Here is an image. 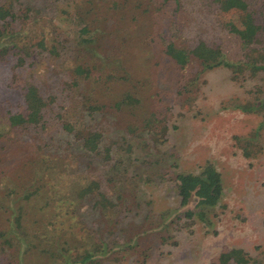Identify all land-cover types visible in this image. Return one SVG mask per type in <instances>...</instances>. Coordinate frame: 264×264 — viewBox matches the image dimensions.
I'll list each match as a JSON object with an SVG mask.
<instances>
[{
	"label": "rangeland",
	"instance_id": "obj_1",
	"mask_svg": "<svg viewBox=\"0 0 264 264\" xmlns=\"http://www.w3.org/2000/svg\"><path fill=\"white\" fill-rule=\"evenodd\" d=\"M0 8L14 15L10 25L0 20V49L14 41L35 51L24 62L14 49L0 63V264H223L232 249L264 264V110L234 108L264 100V72L198 75L178 52L203 43L241 60L215 0H0ZM25 84L43 97V119L12 127L26 119ZM127 93L136 102L120 105ZM79 130L98 135L97 152L96 138L84 142ZM205 163L222 177L220 203L193 197L182 206L176 176ZM87 181L98 190L76 197Z\"/></svg>",
	"mask_w": 264,
	"mask_h": 264
},
{
	"label": "trees",
	"instance_id": "obj_2",
	"mask_svg": "<svg viewBox=\"0 0 264 264\" xmlns=\"http://www.w3.org/2000/svg\"><path fill=\"white\" fill-rule=\"evenodd\" d=\"M215 3H217L218 12H220V22H218L224 26L229 25L232 27L231 31L237 35L240 51L243 56L241 54V60L234 64V62L228 61V59L225 58L219 50L207 47L203 43H199L193 50L186 51L185 49H179L178 52L182 53L183 56L187 58V61H185L186 64L198 66L200 69L198 75L218 67L232 69L235 73L247 70L251 75L264 72V0H215ZM8 17L11 18V20L14 18V15L10 13V9L0 8V20L2 27L6 24ZM7 24L10 25L9 22ZM8 35L11 36L9 33ZM34 47L38 49L41 48V42L37 45L35 44ZM10 51L16 52L14 56L22 55L20 58L24 62L30 58L32 54H35V51L30 53L28 48H19L14 45V41H8L6 47L4 45L2 46V49H0V63L5 62V58ZM22 92V100L18 105L25 108L26 119H23L21 122H13L10 119L14 115H11L8 120H10V125L12 127L37 125L43 119V109L46 103L43 101L44 99L40 95L38 88L33 84H25L22 87ZM121 100L120 105L127 106L136 102L130 93L125 94ZM87 105H85V108L88 110L93 111L98 109L97 107ZM5 106H11V104L5 102ZM234 108L240 110L246 115L256 114L264 110V100L261 101L254 98L253 101L241 102L240 104L235 105ZM97 136V134L90 130L86 131V133L79 130L76 133V137L83 138L84 142L90 137L93 139L96 138L95 147L90 149L93 152H97V149L99 148V144L97 145V142L99 141ZM251 139L252 138L246 141V146H242L245 151V156H248V152L246 153V151L250 147L252 141ZM106 151L109 153V150ZM199 170L200 171L197 174L190 172L181 173L176 176L180 204L185 206L189 203L190 199L194 197L198 200L199 206L216 207L220 203L222 197V177L220 173L209 163H205ZM98 188V183L96 181H87V184L82 186L80 191L76 193V197L83 198L87 195L93 194L98 190ZM96 194L99 196L100 206H102V208H107L110 204L107 202L105 195L100 192H97ZM186 216L193 218V213L189 211L186 213ZM197 216L201 220L206 218V214L203 212L198 213ZM99 247L101 246L93 244L91 249L97 252ZM90 258H84L81 263L86 262L87 259ZM219 260L223 264H228L230 262H233L234 264H249L252 261L251 258L240 249H232L228 252L222 253ZM73 263H76V260H74Z\"/></svg>",
	"mask_w": 264,
	"mask_h": 264
}]
</instances>
